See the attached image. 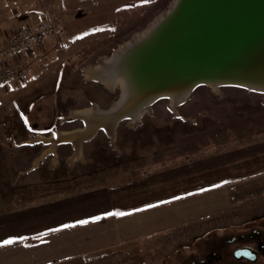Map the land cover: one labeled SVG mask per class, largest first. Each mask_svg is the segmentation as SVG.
<instances>
[{
	"label": "rangeland",
	"instance_id": "rangeland-1",
	"mask_svg": "<svg viewBox=\"0 0 264 264\" xmlns=\"http://www.w3.org/2000/svg\"><path fill=\"white\" fill-rule=\"evenodd\" d=\"M172 1L25 0L28 18L7 30L47 23L53 34L17 58L28 70L24 81L0 86V146L52 149L55 153L43 154V161L58 165L51 175L44 172L66 179L59 190L84 189L85 161L93 162L97 152L100 162L114 163L105 166L106 174L118 172L112 180L125 179L130 165L141 164L145 169L138 175H151L139 176L133 183L136 192L159 195L156 199L163 201L151 204L167 215L161 230L138 240L148 247L138 250L132 264H179L201 253L208 238L264 229V91L203 83L175 106L168 98L156 100L136 122L127 117L112 130L74 134L89 123L81 109H108L119 97V89L109 88L90 68L143 31ZM77 144L84 152H77ZM33 151L26 152L27 162L38 155ZM70 163L72 171L67 170ZM118 193L127 196L123 186ZM97 197L78 194L52 206L58 214H70L85 206V199L92 203ZM223 244L218 243L222 253L234 247ZM245 263L264 264V254Z\"/></svg>",
	"mask_w": 264,
	"mask_h": 264
},
{
	"label": "crops",
	"instance_id": "crops-1",
	"mask_svg": "<svg viewBox=\"0 0 264 264\" xmlns=\"http://www.w3.org/2000/svg\"><path fill=\"white\" fill-rule=\"evenodd\" d=\"M24 3L25 0H0V38L16 21L28 18ZM81 114L89 123L74 134L87 137L99 122L96 123L93 113ZM76 146L77 152H84V147ZM30 150L38 155L27 162L26 152ZM11 153L15 155L12 160ZM46 153L55 152L48 147L37 152L24 144L0 146V264H121L122 260L126 261L124 264H132L138 250L148 247L138 245V240L148 239L161 230L167 215L164 208L151 204L159 195L146 192L138 195V186H133L139 176L151 173L138 175L141 164L134 163L127 168L131 172L129 178L112 180L118 172L106 174L105 166L114 163L100 162L97 152L99 156L93 162L85 161L84 189L59 190L60 182L66 179L45 176V169L51 175L50 171L58 165L56 161H43L42 155ZM73 165L70 163L67 170L72 171ZM122 186L127 193L124 198L115 194ZM89 193H97L96 200L91 203L85 199V206L71 210L70 214H58L56 206H52L59 198Z\"/></svg>",
	"mask_w": 264,
	"mask_h": 264
},
{
	"label": "water",
	"instance_id": "water-1",
	"mask_svg": "<svg viewBox=\"0 0 264 264\" xmlns=\"http://www.w3.org/2000/svg\"><path fill=\"white\" fill-rule=\"evenodd\" d=\"M161 22L163 27L145 51L135 55L134 67L121 70L125 57L121 48L101 63V69L117 68L124 82L111 86L101 80L118 88L119 97L108 112L98 110L96 123L105 118L115 127L123 119V107L138 110L141 102L185 97L193 83L196 87L228 76L234 81L264 79V0H174L150 29ZM227 83L249 87L240 82L220 84ZM259 88L264 91V86ZM249 253L237 254L255 258Z\"/></svg>",
	"mask_w": 264,
	"mask_h": 264
},
{
	"label": "bare ground",
	"instance_id": "bare-ground-1",
	"mask_svg": "<svg viewBox=\"0 0 264 264\" xmlns=\"http://www.w3.org/2000/svg\"><path fill=\"white\" fill-rule=\"evenodd\" d=\"M173 3H174V0L172 1L171 5ZM166 11L167 10H165L164 12H166ZM164 12L160 13L159 16H161V14H163ZM158 17H156L151 23H149L148 26L143 31L136 33L130 40L126 41L118 49H116V51L114 53L120 52L119 49L121 48L122 49L121 52L125 54V57H123L122 62L120 64L121 70H122V67H124V68H129L130 66L134 67L136 65V62H137V60L135 59V55L145 51L147 45H149L152 42L151 40H152V38H154L155 34L161 30V28L164 25L163 22L157 24L155 26V29L154 30L152 29L153 31L150 29L152 24L156 23V20L158 19ZM165 24H166V22H165ZM114 53L112 55H110L109 57H105L98 65L96 64V66L90 68V69H93V70H91V72L93 71V73L95 74L96 77L100 78L102 81L107 82V85L109 83V85H111V86H114L117 83L123 84V82H124L123 78L118 74L119 71L116 72L117 68H115V67L111 68V66H104V68L101 69V67H102L101 63L103 61H105V62L109 61L113 57ZM133 59H135V60L133 61ZM227 78H229V79H210L207 81V83L212 85L214 88L215 87L217 88L218 84L225 83V82H240V83L248 85L249 87H253L255 90H258V89L260 90L259 87L264 86V79L263 78L261 79L259 77H257L254 81L253 80H240L239 81V79L234 81L235 78L233 76H230V77L228 76ZM193 84L194 85L191 87L190 91L188 92V94H186L185 97H183V96L182 97L181 96H175V97L172 96L171 103L173 106L180 104L187 99L189 93L195 87V83H193ZM139 104H141L142 107L140 106V109H138V110H136V109L133 110L132 107H126V108L123 107V109H122L123 118L124 117L125 118L130 117V118H133V120H135V122H136L139 119V117L145 112L146 108L149 107L151 102L146 101V102H143V104H142V102ZM113 105L114 104H112V106ZM95 107L92 109L91 108L81 109L79 112L85 113L86 111L91 112V110L92 111L94 110L95 113H93V112L92 113L95 115H99L98 110H100L103 113V112H108L109 109L111 108L110 107L108 109H100L97 107V105H95ZM101 119L99 120V124L96 125L94 128H96V129H98V127H105L107 129H113L114 128L112 126V124H109V122L106 121L105 118H103L104 121H102Z\"/></svg>",
	"mask_w": 264,
	"mask_h": 264
},
{
	"label": "built area",
	"instance_id": "built-area-1",
	"mask_svg": "<svg viewBox=\"0 0 264 264\" xmlns=\"http://www.w3.org/2000/svg\"><path fill=\"white\" fill-rule=\"evenodd\" d=\"M53 34V27L22 26L7 32L0 39V85L21 82L26 79L27 68L17 58L37 46Z\"/></svg>",
	"mask_w": 264,
	"mask_h": 264
},
{
	"label": "flooded vegetation",
	"instance_id": "flooded-vegetation-1",
	"mask_svg": "<svg viewBox=\"0 0 264 264\" xmlns=\"http://www.w3.org/2000/svg\"><path fill=\"white\" fill-rule=\"evenodd\" d=\"M245 241V243H243ZM230 244L234 243V247L226 248L224 253L220 252L218 243ZM223 244V245H224ZM251 250L255 253V258H249L246 256H238V252ZM201 253H192L187 257H183L179 264H233L234 261H238L242 264L245 262H255L259 259L260 254H264V229L262 227H254L247 231H239L228 237H215L214 239H207L205 248L200 250ZM249 253V254H253ZM225 255H228L230 259H227ZM253 256V255H252ZM236 261V262H237Z\"/></svg>",
	"mask_w": 264,
	"mask_h": 264
},
{
	"label": "snow or ice",
	"instance_id": "snow-or-ice-1",
	"mask_svg": "<svg viewBox=\"0 0 264 264\" xmlns=\"http://www.w3.org/2000/svg\"><path fill=\"white\" fill-rule=\"evenodd\" d=\"M145 2H147V0H145ZM99 31V30H98ZM6 243H13V241H6Z\"/></svg>",
	"mask_w": 264,
	"mask_h": 264
}]
</instances>
